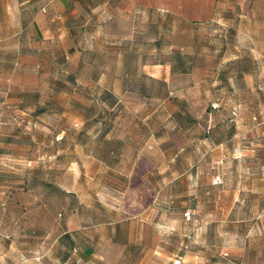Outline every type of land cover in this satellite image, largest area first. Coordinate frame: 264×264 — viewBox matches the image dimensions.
<instances>
[{"label": "crops", "instance_id": "0c3cea01", "mask_svg": "<svg viewBox=\"0 0 264 264\" xmlns=\"http://www.w3.org/2000/svg\"><path fill=\"white\" fill-rule=\"evenodd\" d=\"M262 90L264 0H0L2 203L21 185L22 160L34 177L44 166L46 186L66 193L77 167L99 179L97 195L116 202L131 192L125 209L116 202L96 219L128 256L143 257L152 232L181 248L156 251L172 264H264V172L248 165L264 157L241 138L264 132ZM198 97L200 112L190 105ZM214 100L219 108L207 106ZM78 213L59 234L79 235Z\"/></svg>", "mask_w": 264, "mask_h": 264}, {"label": "rangeland", "instance_id": "374dc122", "mask_svg": "<svg viewBox=\"0 0 264 264\" xmlns=\"http://www.w3.org/2000/svg\"><path fill=\"white\" fill-rule=\"evenodd\" d=\"M24 10H28V8H24ZM10 11L12 12V8ZM13 21L16 25L17 19L15 18ZM147 58L149 61H153L156 56L149 54ZM261 93L264 94V90ZM152 103L154 105L155 100L150 99L149 106H152ZM212 103H216L217 107H220L219 100L208 101L207 106L213 108ZM175 104L176 102L171 101L166 104V107H173ZM190 105L197 112L206 107L205 100L200 97L191 100ZM22 130L20 137L27 134L26 127H23ZM196 135L200 137L201 132L197 131ZM241 138L242 143L247 145L245 146L246 149L255 148L254 154L264 157V132L245 131L242 133ZM127 143V146L122 149L127 157H131L134 150L133 143L129 140ZM204 147L209 149L206 145ZM173 149L176 148H167L166 158L172 155L171 151ZM152 150L154 155L159 157V155H156V150ZM27 151L22 145L18 149L20 154L28 153ZM203 152L204 148L198 146L195 148L194 155L203 154ZM208 153L216 156L220 154V149H209ZM16 165L15 180L16 182L19 181L21 185L15 187V193L11 197L12 199H9V203L8 200L2 203L6 192L3 193V188L0 187V264H172V259L158 255L159 253L156 251L163 249L181 250L180 247L174 244L172 239L163 237V235L162 238L166 241H162V239L155 242L156 239L152 238V232H150V241L148 246L143 248V257L136 258L140 255V249L134 250L132 255L128 256V253L125 250L123 251V247L107 241L105 236L110 232L108 226L103 224L100 226L96 222L97 220L104 221L107 219L111 211L114 210L116 202L119 209H125L126 202L131 200L130 191L127 193L129 195H122L118 201H111L107 196L96 194L99 179L88 178L87 175L83 177L77 167H74L69 173V182L72 184L74 191L61 192L58 188L46 186L45 176L47 177V175L44 166L35 172L38 176L34 177L35 167H31L23 160ZM128 165L126 161L118 164L119 168L123 169L127 168ZM167 165L171 167V163H160L159 169L167 171ZM248 165L251 170L255 171V174L264 172V163L261 162V159ZM240 167L243 169V164ZM215 168L219 169V166ZM5 179L10 180L11 177L6 176ZM215 180L219 182V179L216 178ZM165 181L169 182L167 178H165ZM185 183L186 181H181L177 185L181 187L185 186ZM137 196L140 198V192ZM141 197L144 198V194ZM97 198L101 201H97ZM74 209L79 211L82 226L75 229L79 235H72L75 239L74 248H68L65 242L58 239V234L63 229L64 221L70 211ZM217 211L220 213L218 209ZM189 212L188 219H191L192 212ZM184 218H186L185 214ZM213 218H215V211H213ZM150 231H152L151 228ZM100 235L104 237L100 239L101 242H98L97 238H100Z\"/></svg>", "mask_w": 264, "mask_h": 264}, {"label": "trees", "instance_id": "16d2710c", "mask_svg": "<svg viewBox=\"0 0 264 264\" xmlns=\"http://www.w3.org/2000/svg\"><path fill=\"white\" fill-rule=\"evenodd\" d=\"M119 146H120V141H116V143L114 144V147H112L111 149L119 150ZM99 153H100L102 158L106 157V155L108 153V148H104V147L100 148ZM58 239L60 241L65 242L67 244L68 248H74L75 239L72 236V234H70L69 232H64L62 234H59Z\"/></svg>", "mask_w": 264, "mask_h": 264}, {"label": "built area", "instance_id": "2783aa9c", "mask_svg": "<svg viewBox=\"0 0 264 264\" xmlns=\"http://www.w3.org/2000/svg\"><path fill=\"white\" fill-rule=\"evenodd\" d=\"M211 105H212L213 108H215V107L218 106L216 103H212ZM184 214H185L186 218L188 219L190 212L189 211H186V212H184Z\"/></svg>", "mask_w": 264, "mask_h": 264}]
</instances>
